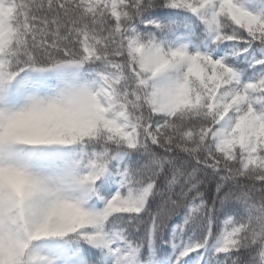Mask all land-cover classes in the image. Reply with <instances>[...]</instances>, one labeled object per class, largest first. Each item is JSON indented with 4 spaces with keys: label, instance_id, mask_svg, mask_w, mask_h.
Instances as JSON below:
<instances>
[{
    "label": "snow or ice",
    "instance_id": "1",
    "mask_svg": "<svg viewBox=\"0 0 264 264\" xmlns=\"http://www.w3.org/2000/svg\"><path fill=\"white\" fill-rule=\"evenodd\" d=\"M0 264H264V0H0Z\"/></svg>",
    "mask_w": 264,
    "mask_h": 264
},
{
    "label": "trees",
    "instance_id": "2",
    "mask_svg": "<svg viewBox=\"0 0 264 264\" xmlns=\"http://www.w3.org/2000/svg\"><path fill=\"white\" fill-rule=\"evenodd\" d=\"M257 195H259V193H257Z\"/></svg>",
    "mask_w": 264,
    "mask_h": 264
}]
</instances>
